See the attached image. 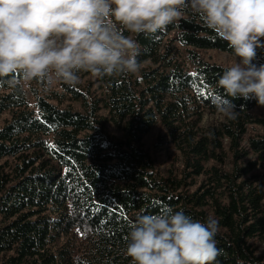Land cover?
<instances>
[{
  "label": "trees",
  "instance_id": "trees-1",
  "mask_svg": "<svg viewBox=\"0 0 264 264\" xmlns=\"http://www.w3.org/2000/svg\"><path fill=\"white\" fill-rule=\"evenodd\" d=\"M137 40L136 75L82 72L84 83L50 95L33 81V106L23 87L0 85V264H131L130 223L164 206L218 219L214 264H264V107L237 98L236 119L201 126L205 114H219L212 87L228 67L201 53L232 56L200 17ZM254 62L264 64V49ZM95 85L103 95H92ZM165 148L178 170L157 167Z\"/></svg>",
  "mask_w": 264,
  "mask_h": 264
},
{
  "label": "clouds",
  "instance_id": "clouds-1",
  "mask_svg": "<svg viewBox=\"0 0 264 264\" xmlns=\"http://www.w3.org/2000/svg\"><path fill=\"white\" fill-rule=\"evenodd\" d=\"M190 14L231 49L212 87L220 116L237 118V98L264 107V64L254 62L264 49V0H0V85L19 91L35 81L46 91L58 82L75 86L82 72L136 75L137 36ZM218 231L214 217L201 222L164 206L130 223L125 253L131 264H214Z\"/></svg>",
  "mask_w": 264,
  "mask_h": 264
},
{
  "label": "rangeland",
  "instance_id": "rangeland-1",
  "mask_svg": "<svg viewBox=\"0 0 264 264\" xmlns=\"http://www.w3.org/2000/svg\"><path fill=\"white\" fill-rule=\"evenodd\" d=\"M168 40H170V42L175 39V34L174 33H170L167 37ZM171 47H173L181 56L182 59L185 60V50L182 49L174 40L171 43ZM202 56L206 59L209 60L211 62H215V63H219L225 66H230L232 57H230L227 54L224 53H218L215 51H207V52H203L201 53ZM93 78V77H92ZM90 79L91 81H93V79ZM88 78H83L80 80V83H84ZM29 85H24L23 86V90L26 93V97L29 100L30 106H33V101H32V97L29 91ZM52 92H57V93H61L62 92V82H58L56 84H54L50 89L46 90L45 95H50ZM92 95H103V89L100 88V86H93L91 89ZM64 104H69L74 110H79V104L76 102H72L69 101L68 102H64ZM100 115L103 117H108L106 112L104 110L100 111ZM7 118L6 115L2 116V118L0 119V127L2 126L3 123V119ZM222 120V117L220 116V114H216V115H212V114H205L203 116L202 122H201V126L203 128L208 127L209 125H213L215 123H217L218 121ZM105 130L107 131V133L115 138H121V133L120 130L118 128H116L112 122H106V126H105ZM156 133V130H153L145 139L146 145H147V149L150 150V144L151 141L153 140V137ZM155 159H156V164L157 167L159 168V170H161L162 172L166 173L169 170H173L176 171L180 168V164L178 163L177 159V154L176 152H174L172 149L170 148H165V149H161L160 151L156 152L155 154Z\"/></svg>",
  "mask_w": 264,
  "mask_h": 264
}]
</instances>
